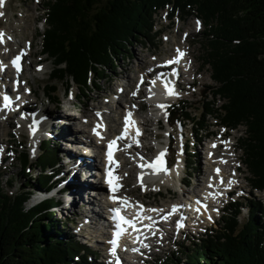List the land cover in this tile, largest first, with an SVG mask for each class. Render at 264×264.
I'll return each instance as SVG.
<instances>
[{"label":"trees","instance_id":"16d2710c","mask_svg":"<svg viewBox=\"0 0 264 264\" xmlns=\"http://www.w3.org/2000/svg\"><path fill=\"white\" fill-rule=\"evenodd\" d=\"M163 10L169 19L195 16L205 26L203 65L215 88L198 118L189 111L183 118L191 121L195 137L207 117L220 119L229 131L244 127L238 141L247 182L253 191L264 192V0H47L40 54L52 70L45 95L58 102L56 87L64 82L65 93L75 86L79 102L88 98L91 89H99L100 81L114 74L128 47L159 33L153 30L154 19ZM40 150L34 163L25 149L18 151L24 182L15 193L0 188V264H101L91 259L98 254L73 236L61 237L69 224L60 228L53 219L55 199L26 206L35 190L51 187L47 170L56 169L61 151L49 141ZM32 169L38 170V178H31ZM14 180L6 181L8 188ZM234 207L238 203L225 208L228 212L213 235L179 246L170 263L158 264H264V222L257 215L264 216L263 208L249 201L248 219L239 225L240 209L231 212Z\"/></svg>","mask_w":264,"mask_h":264},{"label":"rangeland","instance_id":"374dc122","mask_svg":"<svg viewBox=\"0 0 264 264\" xmlns=\"http://www.w3.org/2000/svg\"><path fill=\"white\" fill-rule=\"evenodd\" d=\"M46 1L3 0V4L0 6V32L4 34L5 42L7 40L9 43V45L8 43L6 45L0 43V58L4 59L8 66L11 57L15 56L22 49L29 48V45H31V56L25 60L26 69L22 73L20 77L21 81L19 82L22 93L28 95V87L32 89L33 95H30L26 101V112L28 116L34 107V109H37L35 110V115L45 111V116L55 115L53 117L63 118L62 122L64 123L78 124L81 121H85L90 122V126L92 127L93 122L97 120L100 114H105L106 117L111 116L110 119H107V122L110 125H116V122L119 121V111H122V107L120 108L117 105L118 100L122 102L123 110L124 108H133V106L134 108H139L137 114L143 124V128L146 130V140L143 146L145 145L147 147L146 149L143 148L140 150L147 158L152 160L156 154L155 152L158 149H162L166 162L165 168L171 173L172 177L159 184L158 187L157 181L154 186L152 185L153 183L147 185L143 183L139 186L138 184L140 182L136 179V174L140 171L138 167L139 171L136 169L137 162H134L135 159L133 156H127L125 154L123 157L124 167L121 170V175L128 186L124 192L129 193L133 198L143 199L148 204L156 205L161 209H168L172 203H179L186 195L199 192L206 187V179L212 173V167L217 164L220 165L219 162L210 164V166L205 165L207 163L205 160L206 152L210 149L211 142L221 143L223 145L220 152L226 153L230 161L232 170L229 174L233 175L236 171L235 168L238 167L235 174L236 179H234L237 185L235 194L225 195V193H222V198L216 201V219L213 223L205 222L202 219H200V223L194 220L190 224V230L185 229V232L181 235H173L172 233L167 235V227L165 228V232L157 234L158 239H155L152 243L155 246L151 247V251L141 254L143 257L132 260L131 264H158L160 261L169 262L171 257L177 256L175 252L179 249V246L189 245L191 241L213 235L219 229L221 218L225 215V212H228L225 208L228 207L230 202L238 203V207L232 208L231 212L236 211L238 208L240 209L239 225L248 219L247 208L249 201L259 202L264 210V192L251 190L247 182L249 176L246 168L243 166V155L240 149L241 142L238 141V138L244 135V127L240 126L236 131H228L226 128L223 129L221 127L219 123L220 119L207 117L204 121V130L195 137L191 127V121H185L183 118L185 111L192 112V115L198 118L202 113V107H204L205 101L210 99V95L215 88L214 82L210 79L211 72L209 68L207 65H203L204 56L201 46V35L205 31V26L199 19L195 18V16L182 17L180 15H175L174 18L169 19L166 10L160 11L155 16V26L153 28L154 32L159 33L153 38L144 39L141 44L135 42L132 46L128 47L127 53L119 56L114 74L110 75L108 80L104 79L100 81L99 89H91L87 95L88 98H83L81 100L82 102H79L77 100L76 87L72 86L65 93L66 84L63 82L56 87L58 102L53 103L43 91V87L49 82L48 76L51 73L52 65L46 59V56L40 54L41 35L45 29L43 10ZM197 21H199V27H197ZM178 49L179 51L182 49L187 55V61L185 60V63H183L181 73L185 74L190 69L189 75L186 77L184 75L186 81L180 79L176 83L178 91L176 90L177 92L175 91L174 93H177L176 95L181 101L172 97L171 106H169L166 113L163 114L161 113L162 111L160 112L158 110L160 115L158 112L153 113L152 109L154 108L149 106L151 104H149L148 97L145 94H142L138 100L132 97L135 89H139L140 84H142V81L140 80L138 82V79L142 77L145 81L142 86H146L144 84L149 86L151 78L148 80L146 76L149 73L152 74V65H158L167 59L173 58ZM140 58L145 60L146 64L138 68ZM3 77L6 80V85L8 81L11 83L9 86L13 85V79H9L7 73ZM192 81L194 85L188 83ZM25 83L29 86L26 87L27 84ZM122 90L128 95L127 97L121 95ZM217 104L221 106L222 103L218 101ZM81 107L85 108V114H83ZM66 114H69L67 119L65 118ZM42 116V114L38 115L37 119H40ZM172 116H175L174 120H171L170 117ZM168 118H170V122ZM157 119L160 120L156 124ZM0 121V188L6 193L11 194L15 193L24 182L22 177L19 176L18 151L25 149L28 152L29 161L34 163L39 151V140L36 139L34 141L33 138L31 140L27 138V129H33L30 126L28 127L29 123L26 120L22 124L14 123L13 119L5 122L3 118H0ZM45 123H41V133L43 132ZM62 127L65 128L66 126ZM56 128L53 129L54 135L52 136V133L48 136L51 138L50 142L52 146L57 145L61 150L59 153H63L65 151L64 145L66 141L62 144L60 141L55 140V134L59 127L56 126ZM82 128L85 129V126H82ZM68 130L71 133L73 131L71 127ZM195 138H200L199 143H196L195 147L191 149ZM20 145H22V148L19 147ZM228 145L231 146L230 150L227 149ZM60 164L61 162L59 161L57 164L58 168ZM38 173V170L32 169L30 172L31 178L34 179ZM65 173V170L59 173L58 177L63 178L61 183L54 186L55 188L65 185L68 180V176L64 175ZM206 174L208 175L205 176ZM187 175L190 176V180L185 179ZM9 178L15 179V185L12 188H8L6 182ZM181 178L185 179L186 184L188 183L187 186L178 182ZM53 189L48 194L46 193L47 195L45 196L53 195ZM66 193L68 192H61V194ZM222 194H219V196ZM215 196L219 197L217 195ZM89 198L91 200L93 199L91 197ZM31 204V200H29L26 206H31ZM60 211V213L59 211L55 212L56 215L53 219L59 222L60 228H62L61 224L63 222L69 224L65 230L61 229V237H74L81 228V226L79 227L82 222L81 210L73 207L68 210L60 208ZM257 215L264 222V216ZM87 230L82 233L84 236L82 238L84 240L86 238L92 239L89 244L97 248L96 250L98 251L95 262L102 263L104 259L102 258L103 256L99 247L102 246L101 236L106 231L102 227L95 229L88 228ZM74 238L76 239V237ZM183 261L181 260L179 264H186Z\"/></svg>","mask_w":264,"mask_h":264},{"label":"bare ground","instance_id":"6f19581e","mask_svg":"<svg viewBox=\"0 0 264 264\" xmlns=\"http://www.w3.org/2000/svg\"><path fill=\"white\" fill-rule=\"evenodd\" d=\"M7 43L8 42L6 40V42H4L3 44L6 45ZM8 45H9V43H8ZM180 50H182V49H180ZM0 64H1L0 66H2V68L4 66H5L4 68H7L6 64H4V63H0ZM143 64H146V61L140 58L139 67L138 68H140V66L143 65ZM156 67H155V65H152L151 68L152 69H157ZM189 70L185 73L186 76L189 75ZM184 80L186 81L185 78H184ZM20 81H21V79H20ZM128 82H129V77H128ZM188 83H190V84L192 83L194 85L193 81L192 82H188ZM25 84H27V83H25ZM166 85L172 89L173 94L177 90V86L171 84V82L164 85V82L163 83L162 82H156V80L154 81V83L150 87V88L154 89V91L152 92L151 96L153 97V99L155 101V106L157 107V110L160 111V112L161 111L165 112L166 106L170 102L167 99V96H166L168 94L164 93V89H165ZM27 86H29V85L27 84L26 87ZM144 87H146V86H144ZM18 89H19L20 93L23 94L24 97L27 100L29 96H27L26 93H22V89H20V87H18ZM28 90L32 93V89L30 87H28ZM121 95L126 96V97L128 96L125 93L124 90H122ZM170 96L171 95H169V98H170ZM117 103H118L117 104L118 107L119 106H120V108L122 107V110H123L122 102L120 100H118ZM158 105H163V108L158 107ZM47 113L50 114L49 112H47ZM40 114H42L43 116L40 119H37L38 115H40ZM53 116H55V115H50V116L46 115L45 116V111H43V112H41V113H39V114H37L35 116L34 115H29V116H27V118H28V120L30 119V121H29L30 123H31V121H34V123H35L34 127L36 128V130H34L33 126L29 124V126L34 130L33 131V134H34L33 136L34 137L37 134L39 136H43V135H47L48 136V135H51L52 133H53L52 134V136H53L54 135L53 129L54 128L57 129L56 128V126H57L59 128H58V130H57V132L55 134V136H56L55 140L56 141L57 140L60 141L62 144L66 141V143L64 145L65 146V151L63 153H59V157H58V160H57V164H58L59 161L61 162V164H60L59 168L56 165V169H53L56 172L58 171V173L56 174L55 180L59 181V183H61L62 178H63V177L62 178L58 177L59 173H62L63 170H65L66 173L64 175L68 176V180L65 183V185H63L62 187L56 188V190H55V195L56 196H59V194H60V196L57 197L58 198V203H59V206H60L59 207V211H60V208L61 209H65V210H68L70 208L72 209L73 207L80 209L81 212H82V215H81L82 216L81 217L82 224L85 226L84 231H87L88 228L95 229V228L102 227L103 224H102V220L101 219H103V217H102L103 212L98 206L95 205V203H96L95 198H97V197H95L94 195H91L89 190L92 189V181H94L93 179L95 178L94 176L96 175L95 171L98 168L101 167L100 163L102 161H104V160L100 156H96L90 162L89 166H88V162L86 160H84L81 163H77V157H75V155L72 154V152H73L72 150H74V149L71 148V147H74L72 145H74L78 141V134L81 133L84 129H82V127L79 126L80 129L76 133V132H74V129L71 128L73 130L72 133H71V131L68 130L70 128V126L68 125L69 122H65L64 123V122H62L63 118L59 119V118H55ZM68 116H69V114H66L65 118H68ZM100 116L102 117L101 118L102 120H105V123H107L106 122L107 119L111 118V116H109V117L107 116L106 117L105 114L104 115L100 114ZM170 118H171V120H174L175 116H172ZM170 118H168V120ZM171 120H169V122ZM45 121H46V123H45ZM42 122L45 123V124H44V128H43V132L41 133L40 132V127H42L41 126ZM112 122H114V121H112ZM75 124L77 125V123H75ZM62 126H66L67 128L66 127L64 128ZM110 133L112 134L111 130L109 131V134ZM99 134L104 135L105 133L102 132V133H99ZM196 140H198V139H196ZM89 145H92V143H90V141H86L84 143V146H89ZM97 149H99V147H97ZM136 149L137 148H132V150L134 151V154H136L139 157H141L142 161H143L141 163V165L138 167L140 169V171H141V173L139 175H141L140 176L141 177L140 181H141L142 184L144 183V184L147 185V184L153 183L152 185L154 186V184L157 181V187H158L159 184H161L162 182L167 181L168 178L172 177L171 173L169 171L167 172L164 167H163L164 171L144 169V166L149 165L150 161H148L147 156L144 153H142V151L136 150ZM209 151H211V150H208L206 154H208ZM155 153H157L159 155L160 153H163V152H162V149H158ZM231 168L232 167L230 166V161L226 160L225 162L221 163V165H220V174L219 175H217V176L210 175L209 176V178L213 179L214 190L213 191H209L207 189L204 190V191H206V194L204 193L203 195H205L206 198L209 197L210 194L215 196L216 193L222 194V193H225V191L228 193V190H230L231 188H235V189L237 188L236 181L234 180L236 178L232 177V175L229 174L231 172V170H232ZM236 171H237V169H236ZM207 175L208 174H206L205 176H207ZM83 177H85V179H83ZM223 179H224V184L223 185L219 184V181H221ZM229 180L235 181V183L229 184L228 183ZM182 181L181 182L183 184H186L184 179ZM98 189H99V191H101L103 189V186L102 187L99 186ZM62 191H67L68 193L61 194ZM217 196H219V195H217ZM89 197H91L93 199L91 200ZM101 203H103L102 205L106 204L105 201H103ZM172 207L173 206H171L170 208H172ZM158 211L159 210L157 209L156 212H158ZM86 222L90 223L89 227H87V223ZM87 235H89V234H87ZM85 240H87V242L90 241V239H87V238Z\"/></svg>","mask_w":264,"mask_h":264},{"label":"snow or ice","instance_id":"6c2138e0","mask_svg":"<svg viewBox=\"0 0 264 264\" xmlns=\"http://www.w3.org/2000/svg\"><path fill=\"white\" fill-rule=\"evenodd\" d=\"M3 4V0H0V6H2ZM197 27H199V21H197ZM3 33L0 32V38L3 37ZM3 40L0 39V43H2ZM178 52V55H177V58L176 60H169L167 61V63L171 64V63H175V62H178L179 61V58L181 56H183V53L180 52L179 50H177ZM20 60V56H16L12 59L11 63H12V66L16 69V72L19 73L20 72V67H19V63L18 61ZM0 70H2V66H0ZM165 92L166 94L168 95H172L173 92H172V89L170 87H168L167 85L165 86ZM133 95H135V93H133ZM18 99V97H17ZM3 106L5 108L9 107L10 106V100L7 96H4L3 97ZM158 107H161L163 108V105H158ZM99 115V114H97ZM124 131L123 133L121 134V137L119 138H123L124 135L127 134V131H128V128L131 126L134 128V123L131 122L129 119H128V116L126 115L125 116V121H124ZM97 128H103V125L102 124H97L94 128H93V133L95 135H97L99 137V132H97ZM137 134H139L137 132ZM115 141H110L109 144H108V149L109 151L106 153L108 159H109V162L110 163H115V161H112L111 159V154H112V148H113V145H114ZM163 155V153H160L157 157H156V160L153 161L151 164L147 165L148 167L150 168H153L154 170H159V171H164L163 167H162V161L160 160V157ZM159 165V167H158ZM217 173H218V169L216 170ZM106 183H108L109 185V191L114 193L118 190L119 188V185L118 184H114L112 179H108L106 180ZM229 184H232V183H235V181H232V180H229L228 181ZM209 188L212 187V184L209 183ZM211 195V194H210ZM215 195H219V193H216ZM239 195V193H238ZM213 198H215V196H213ZM109 200H112L113 202H117L116 198L114 196H109ZM120 204H121V208L126 206L127 205V201L126 200H120L118 201ZM121 208H113L111 209L110 211L113 213V220L115 221V229L116 231L114 232L113 234V239L110 241V244L112 245V251L114 252L115 250V247L117 246V240L118 238L124 233L125 231V228L124 226L127 225L129 227H132V228H135V225L132 223V221L126 219L125 217L121 216L120 215V212H121ZM147 211H157L156 209H147ZM177 211V206H173L172 207V210H171V213H169V215H171L172 213L176 212ZM139 215L137 216V219H139Z\"/></svg>","mask_w":264,"mask_h":264}]
</instances>
